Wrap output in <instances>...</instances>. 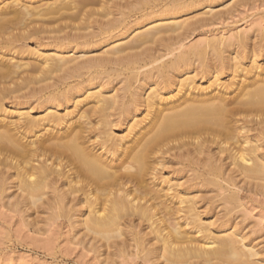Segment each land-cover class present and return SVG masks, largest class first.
I'll list each match as a JSON object with an SVG mask.
<instances>
[{
  "label": "bare ground",
  "instance_id": "obj_1",
  "mask_svg": "<svg viewBox=\"0 0 264 264\" xmlns=\"http://www.w3.org/2000/svg\"><path fill=\"white\" fill-rule=\"evenodd\" d=\"M197 1L0 0L10 212L63 220L103 264L264 261L232 214L264 193V31L185 47L221 15Z\"/></svg>",
  "mask_w": 264,
  "mask_h": 264
},
{
  "label": "rangeland",
  "instance_id": "obj_2",
  "mask_svg": "<svg viewBox=\"0 0 264 264\" xmlns=\"http://www.w3.org/2000/svg\"><path fill=\"white\" fill-rule=\"evenodd\" d=\"M198 1L197 3L201 2L200 5H203L205 8L200 5V7H196V3L195 9H192L193 13L190 11L188 16L195 15L196 19L203 20L204 18L202 19V17L206 15L205 19L209 22L212 21L208 19L211 16L208 14L210 7H206L207 4L204 3L207 1ZM213 3L210 4L212 5L211 8H213L212 12L218 11V14H221L219 17L217 16L220 20L216 17L215 23L199 29L197 34L195 33L191 39L184 42L185 47L198 42L202 38L204 39V36L228 37L229 35L231 37L230 35L236 32L250 35L252 39L261 36L262 31H264V0H220L215 2L217 3L216 5ZM232 5H235V8ZM230 6H232L231 12L228 11ZM257 32H261V34L259 35ZM253 34L257 36L254 37ZM97 51L101 52L102 49L98 48ZM98 52L95 55H98ZM117 133L121 134L120 131ZM232 189L238 190L236 188ZM239 197L242 207H238L232 213H235L234 215L237 219L235 223L240 222L238 225H240L243 235L246 234V241H250L249 243L257 248L260 252L259 257L264 256V193L255 194L246 186L245 189L239 190ZM7 210L8 208L4 205V201L0 202V264H103L102 258L105 257L103 249V255H99V253L97 254V252L91 250L88 246L73 242L76 238L73 240L72 237L70 240L73 233H70V230L68 232V228L62 225L63 220L52 222L53 224L50 222L51 226L43 224L42 221L36 226L43 228L41 232L36 233L34 230L37 227L27 224L34 216L32 218H25L24 213L22 215L20 212L15 213L12 211V213L10 212L11 210ZM218 210L219 208L216 211L218 212ZM216 211L215 213H217ZM208 220L212 221L214 219L210 217L204 219L206 222ZM115 261L109 264H151L136 256L121 257ZM155 264H161V262Z\"/></svg>",
  "mask_w": 264,
  "mask_h": 264
},
{
  "label": "snow or ice",
  "instance_id": "obj_3",
  "mask_svg": "<svg viewBox=\"0 0 264 264\" xmlns=\"http://www.w3.org/2000/svg\"><path fill=\"white\" fill-rule=\"evenodd\" d=\"M261 264H264V261H262Z\"/></svg>",
  "mask_w": 264,
  "mask_h": 264
}]
</instances>
